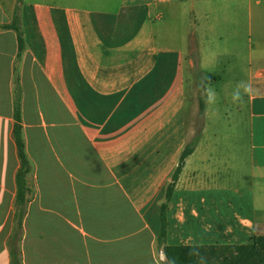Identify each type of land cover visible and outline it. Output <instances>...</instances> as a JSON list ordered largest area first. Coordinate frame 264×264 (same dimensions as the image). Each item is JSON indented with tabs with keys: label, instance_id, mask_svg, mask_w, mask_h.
I'll return each mask as SVG.
<instances>
[{
	"label": "crops",
	"instance_id": "0c3cea01",
	"mask_svg": "<svg viewBox=\"0 0 264 264\" xmlns=\"http://www.w3.org/2000/svg\"><path fill=\"white\" fill-rule=\"evenodd\" d=\"M16 1L0 0L1 23ZM252 11V0H24L20 81L34 195L23 221V264L165 263L156 246L160 206L197 133L167 209L166 242L224 244L228 233L230 243H249L264 235L252 220L226 228L203 212L219 208L224 192L206 181L220 140L204 145L208 106L201 113L200 93L186 86L187 70L222 82L223 72L210 67L240 65L238 23L245 12L250 33ZM17 49L16 32L0 29V264L10 263L19 167ZM247 49V76L222 92L227 107L216 120L249 119L251 161L264 169V56L256 63L254 47ZM238 86L241 99L233 101Z\"/></svg>",
	"mask_w": 264,
	"mask_h": 264
},
{
	"label": "rangeland",
	"instance_id": "374dc122",
	"mask_svg": "<svg viewBox=\"0 0 264 264\" xmlns=\"http://www.w3.org/2000/svg\"><path fill=\"white\" fill-rule=\"evenodd\" d=\"M252 4L253 28L251 32L248 33L245 12L240 16L238 23L242 37L240 65L234 67L218 64L210 67L211 70L223 72L222 82L212 80L204 83V76H192V73L187 70L186 73L190 79L187 80L186 86L191 89L190 84H194V92L200 93L199 101L202 99L208 106L206 129L203 135L204 145L208 142L209 148H212L214 142L217 139L220 140V152L209 162L213 170L206 174V181L210 183V187L219 185L221 188L224 185V192L219 194V208L211 206L203 212H209L210 220H217L220 216L219 222L221 224L224 220L226 228L232 225L236 229L240 227L242 219L252 220L256 223L255 234H260L264 233V169L254 168L251 161V123L245 118L238 121L232 120V117L231 120L220 117L221 121L216 120L217 113L222 114V108L227 107L222 104V92L233 89V83L247 76L249 43L254 47V62L257 63L258 59L264 56V0H260L259 3L252 0ZM188 20L196 21L193 16ZM210 94L211 100H209ZM203 196L210 199L212 194L205 193ZM198 207L201 209L200 204ZM231 236L232 234L227 233L224 244H231L229 241H234V239H229Z\"/></svg>",
	"mask_w": 264,
	"mask_h": 264
},
{
	"label": "trees",
	"instance_id": "16d2710c",
	"mask_svg": "<svg viewBox=\"0 0 264 264\" xmlns=\"http://www.w3.org/2000/svg\"><path fill=\"white\" fill-rule=\"evenodd\" d=\"M24 0H17L15 12L7 23L0 22V29H12L16 32L18 49L13 64V129L12 137L16 144L19 167L15 173L16 194L13 202V226L7 238L10 254L9 264H23L21 243L24 233L23 221L27 207L34 195L33 162L27 150L22 119V88L20 81V65L23 53L27 48L23 27L22 9ZM219 80L218 76L208 75L205 82ZM200 112L204 111V101L200 99ZM200 133H197L182 151L179 163L168 183L164 200L160 206V228L156 238L157 248H161L166 256L163 264H264V235L254 237L249 243L231 244H168L167 240V209L176 189L177 181L185 160L194 150Z\"/></svg>",
	"mask_w": 264,
	"mask_h": 264
},
{
	"label": "clouds",
	"instance_id": "9594fccd",
	"mask_svg": "<svg viewBox=\"0 0 264 264\" xmlns=\"http://www.w3.org/2000/svg\"><path fill=\"white\" fill-rule=\"evenodd\" d=\"M212 99L211 94L209 95V100ZM232 99L233 101H239L241 99V93L239 91V86L237 87V89L232 93Z\"/></svg>",
	"mask_w": 264,
	"mask_h": 264
}]
</instances>
